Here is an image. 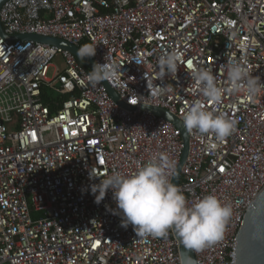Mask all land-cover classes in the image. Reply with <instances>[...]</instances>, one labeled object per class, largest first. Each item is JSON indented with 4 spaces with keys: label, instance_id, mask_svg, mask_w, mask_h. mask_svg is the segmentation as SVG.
Here are the masks:
<instances>
[{
    "label": "built area",
    "instance_id": "2783aa9c",
    "mask_svg": "<svg viewBox=\"0 0 264 264\" xmlns=\"http://www.w3.org/2000/svg\"><path fill=\"white\" fill-rule=\"evenodd\" d=\"M0 27V264H180L171 230L139 237L121 226L112 191L97 204L91 187L156 154L177 166L182 129L145 107L183 126L195 102L237 125L223 142L183 126L188 149L177 186L187 206L215 195L232 208L224 238L193 256L196 264H233L245 212L264 187V90L255 99L225 92L213 104L188 64L210 67L224 89L231 62L264 83V0H4ZM19 35L92 44V63L117 72L94 87L70 51ZM33 49L48 55L29 61ZM174 51L177 73L161 78L158 60ZM55 54L63 67L48 76ZM161 85L167 93L158 94Z\"/></svg>",
    "mask_w": 264,
    "mask_h": 264
},
{
    "label": "clouds",
    "instance_id": "9594fccd",
    "mask_svg": "<svg viewBox=\"0 0 264 264\" xmlns=\"http://www.w3.org/2000/svg\"><path fill=\"white\" fill-rule=\"evenodd\" d=\"M97 47L84 44L77 49L81 60L96 55ZM48 55L43 49H33L29 61L36 56ZM180 53H165L158 60L160 77L175 75L178 70ZM191 69V78L200 88L202 95L213 104H219L225 92L238 94L243 92L247 98L255 99L264 90V83L251 77L246 68L235 62L227 66V77L230 87L221 88L216 83V77L210 67ZM115 66L95 63L88 81L97 86L109 77L115 76ZM166 86L158 88V94L167 93ZM147 106V105H145ZM183 126L189 132L196 130L201 134L214 135L216 141L223 142L236 129L237 121L223 113L215 114L205 110L200 102L193 103L182 117ZM176 174V163L164 154L153 155L151 160L130 175L114 173L100 180L91 187L93 194L98 193L95 202L99 204L106 192L111 190L114 201L122 216L121 226L132 225L139 237L167 236L169 230H174L179 238L182 249L189 252H201L224 238L228 221L232 215L230 205L223 204L215 195H206L193 206H187L186 197L181 189L172 182ZM90 178H95L90 171ZM183 256V252L181 253ZM182 264H195L187 257Z\"/></svg>",
    "mask_w": 264,
    "mask_h": 264
},
{
    "label": "water",
    "instance_id": "95a60500",
    "mask_svg": "<svg viewBox=\"0 0 264 264\" xmlns=\"http://www.w3.org/2000/svg\"><path fill=\"white\" fill-rule=\"evenodd\" d=\"M3 1L4 0H0V5ZM0 31H1V27H0ZM17 38L31 39L35 41L45 42L66 49L70 51L77 59L83 62L90 71H92L94 64L92 63L90 58H85L84 60H81L80 57L77 55V49L79 48L73 45H69L68 43L60 39L47 38L37 35H24V36L19 35L17 36ZM109 92L112 95V97L117 100V98L114 95V92L112 90H109ZM120 104L123 106V103L120 102ZM145 109L158 116H161L165 119L172 121L177 126H180V128L182 129L181 137L184 142V148L182 151L180 162L176 166L175 177L172 178V182L177 186L180 166L186 156L188 149L186 131L184 130L181 122L173 115L167 113L166 111L154 107H145ZM171 233L177 242L176 249L180 258V264H182V261L186 260L187 257L189 256L195 262L193 252L183 250L180 240L175 235L174 230H171ZM182 252H183V256L181 254ZM233 264H264V187L257 193V195L251 201L245 212L242 224L238 230L235 241Z\"/></svg>",
    "mask_w": 264,
    "mask_h": 264
},
{
    "label": "rangeland",
    "instance_id": "374dc122",
    "mask_svg": "<svg viewBox=\"0 0 264 264\" xmlns=\"http://www.w3.org/2000/svg\"><path fill=\"white\" fill-rule=\"evenodd\" d=\"M51 66H49L47 75H51L54 70L60 71L63 67V60L59 54H55L50 60ZM31 217H34V213L30 212Z\"/></svg>",
    "mask_w": 264,
    "mask_h": 264
},
{
    "label": "trees",
    "instance_id": "16d2710c",
    "mask_svg": "<svg viewBox=\"0 0 264 264\" xmlns=\"http://www.w3.org/2000/svg\"><path fill=\"white\" fill-rule=\"evenodd\" d=\"M43 102L46 105H48L49 107H52V105L55 104L56 101L54 100V98H53L52 95H50V94L47 93L46 95H44V101ZM57 107H58V105H57Z\"/></svg>",
    "mask_w": 264,
    "mask_h": 264
},
{
    "label": "snow or ice",
    "instance_id": "6c2138e0",
    "mask_svg": "<svg viewBox=\"0 0 264 264\" xmlns=\"http://www.w3.org/2000/svg\"><path fill=\"white\" fill-rule=\"evenodd\" d=\"M190 63V62H189Z\"/></svg>",
    "mask_w": 264,
    "mask_h": 264
}]
</instances>
